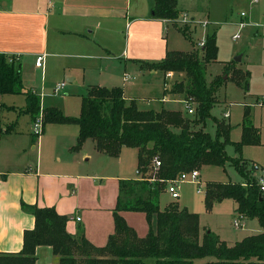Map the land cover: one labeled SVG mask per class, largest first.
<instances>
[{
	"label": "crops",
	"instance_id": "1",
	"mask_svg": "<svg viewBox=\"0 0 264 264\" xmlns=\"http://www.w3.org/2000/svg\"><path fill=\"white\" fill-rule=\"evenodd\" d=\"M252 3L264 6V0H252ZM180 4L178 0L180 13L190 12L189 15L197 19L189 7ZM154 8L155 0H0V54L6 55L10 63L19 65L25 87L23 94H0L1 254L22 251L25 233L36 226L31 207L53 208L68 218L69 234L84 237L98 248L108 244L115 232L114 211L120 182L141 179L139 171L132 177L133 169H138V150L124 147L119 157H110L100 153L96 143L89 139L79 151H72L80 134L77 125L48 124L36 137L31 125L41 115L32 117L26 113V93L39 96L40 108L44 110L41 90L48 79L65 78L72 85L81 82L86 94L92 87L109 88L111 82L113 86L109 89L122 88L125 97L136 100L140 110H162L168 102L167 94L164 93L159 99L161 105L158 103L155 108L151 107L153 101L143 99L152 86L155 87L150 83L152 79L162 81L165 92L166 80L172 73L144 67L161 62L168 52L177 51L170 46V27L191 40L203 26L190 30L169 20L156 19ZM244 18L241 23H245ZM212 33L217 35L215 30ZM236 35L239 36L235 39ZM236 35L234 40L240 38V32ZM204 41L206 43L205 39L200 42ZM255 41L264 49V29L257 33ZM196 47L195 44L193 49ZM218 49L219 57V44ZM239 53L236 47L231 57ZM40 56H44V61L38 68L36 61ZM237 58L241 61L236 63H246L245 59H249L247 54ZM113 64L123 69V78L111 72ZM262 75L263 83L264 68ZM261 93L258 100L264 98V91ZM18 96L26 98V105L16 99ZM22 115L29 116L24 117L30 120L28 126H21ZM224 117L230 118V113H225ZM129 149L135 153L128 152ZM261 171L257 167L256 178ZM160 207L165 209L161 204ZM234 209L236 213L237 204ZM121 215L139 237L147 236L149 224L145 214L122 212ZM200 225L204 233L207 228ZM214 233L222 241L236 243L222 237L221 231ZM260 233L261 227L249 236ZM36 256V264H57L60 260L49 246L38 247ZM206 262L199 260L195 264Z\"/></svg>",
	"mask_w": 264,
	"mask_h": 264
},
{
	"label": "trees",
	"instance_id": "2",
	"mask_svg": "<svg viewBox=\"0 0 264 264\" xmlns=\"http://www.w3.org/2000/svg\"><path fill=\"white\" fill-rule=\"evenodd\" d=\"M177 3L178 0H155L154 18L176 20L180 15ZM218 51L217 35L212 33L198 52L171 51L161 62L144 67L165 74H184L182 80L167 87L165 94L184 97L187 106L195 110L193 118L165 108L140 110L137 101L127 99L120 87H92L82 98L80 117L65 116L56 108L41 110L40 97L27 92L26 113L32 117L41 115L43 129L48 124L79 126V138L72 151H79L89 139L96 143L100 153L110 157H119L124 147L137 149L141 179L120 182L114 211L115 232L105 247H95L84 237L69 234L68 218L55 209L31 207L35 228L25 233L20 253H0V264H36V250L40 246L52 248L60 259L57 264H195L206 259L210 260L205 264H264V195L257 184V166H251L241 156L244 146L260 144V131L249 120L251 109L246 108L242 139L232 143L231 124L212 115L222 79L208 85L206 65L217 60ZM229 72L230 66L226 74ZM235 80L240 84L239 78ZM23 93L19 65L0 54V94ZM209 119L216 127L214 135L208 131ZM231 143L239 156L227 154L226 147ZM155 159L161 162L160 168L155 167ZM228 163L244 182H208L206 209L211 211L215 204L233 200L236 213L257 220L262 229L259 235L235 244L222 241L210 230L204 229L203 233L200 216L187 208L175 203L164 210L160 207L168 183L182 173L201 171L205 166L224 168ZM122 212L145 214L149 224L147 236L139 237Z\"/></svg>",
	"mask_w": 264,
	"mask_h": 264
},
{
	"label": "rangeland",
	"instance_id": "3",
	"mask_svg": "<svg viewBox=\"0 0 264 264\" xmlns=\"http://www.w3.org/2000/svg\"><path fill=\"white\" fill-rule=\"evenodd\" d=\"M260 1V0H259ZM189 7L191 13H195L197 19L202 22L210 23L208 28L199 27L193 34L192 39L186 38L175 28L170 27L169 39L170 46L177 51L184 53L199 51L198 43L207 36L217 32L218 44L220 47L219 57L216 61L206 65V81L210 85L213 81L222 79L221 87L217 90V104L212 110V115L219 119H225L233 127L230 135L232 143L240 142L243 134L244 113L246 108L251 109L249 120L260 131V144L256 146H244L241 156L247 160L250 165L256 164L260 171L264 169V107H255L258 102L259 95L264 91V82L262 69L264 68V49L263 45L255 41L256 35L262 31L264 26V6L263 3L253 4L252 0H181L180 6ZM188 12V11H187ZM246 25L240 27L242 14ZM190 14V12H189ZM178 28V27H177ZM180 28V27H179ZM240 32V38L234 40V36ZM193 43L196 48L193 49ZM240 50L239 55L231 57L232 52L236 49ZM242 54H247L249 59H245L246 63H236V58ZM202 56V54H200ZM261 59L263 61L261 62ZM234 60V61H232ZM120 63L119 60H116ZM231 66L229 74H226V69ZM111 72L123 78L124 71L118 64L111 65ZM238 72V73H237ZM251 72V73H250ZM129 73V72H128ZM130 74V73H129ZM81 74H78L80 76ZM161 75L167 76L161 72ZM88 76V74H87ZM184 78V74L172 73V77L166 81L168 87L171 88L172 83L180 81ZM235 78L240 79L238 84ZM66 84V89L59 94L55 93V88L58 84ZM152 90L148 91L143 100L153 101L151 107L155 108L159 105V99L164 96L163 82L152 79L150 82ZM113 83L109 82L108 87ZM86 94V89L81 82L70 84L65 78H51L45 84L44 90H41L43 95L41 106L44 109L57 108L62 111L65 116L80 117L82 114V96ZM168 102L164 105L168 110L179 111L187 118H193L195 115L188 112L187 104L183 100L184 97L173 98L167 94ZM19 102L26 103V98L23 96L16 97ZM149 99V100H146ZM264 99V98H263ZM159 103V104H158ZM142 104V103H141ZM23 104H20L22 106ZM26 105V104H25ZM161 105V104H160ZM142 108L143 105H141ZM148 108V106L146 107ZM230 113V118H225V113ZM22 117L21 126H26L30 120L26 115ZM29 123L27 124V126ZM33 129V125H31ZM208 131L214 135L216 131L213 120H208ZM226 147L227 154L230 157L239 156L235 152L233 144ZM134 150L129 149L128 152ZM125 152V153H128ZM126 155V154H125ZM154 163V162H153ZM92 164H95L93 162ZM136 164V159H135ZM138 175V169H133L132 177ZM201 186L193 180H187L180 185V199L173 200L167 192L163 193L160 204L162 208H166L169 204L175 203L181 206H186L190 212L200 216V223L203 227L212 232L221 231L222 237L237 242L245 237L254 234L260 226L257 220H247V224L243 228L234 226L236 217L234 201L226 200L215 204L211 211L206 209L205 196L206 185L208 182H244L243 177L238 171L228 163L224 168L219 166H205L200 172ZM192 210V211H191ZM210 259H206L209 261Z\"/></svg>",
	"mask_w": 264,
	"mask_h": 264
},
{
	"label": "built area",
	"instance_id": "4",
	"mask_svg": "<svg viewBox=\"0 0 264 264\" xmlns=\"http://www.w3.org/2000/svg\"><path fill=\"white\" fill-rule=\"evenodd\" d=\"M241 16L243 18L246 17L244 13ZM172 22L180 25L183 28L189 27L190 30L197 28V26L199 25L203 26L204 28H206L209 25L208 22H202L200 20H197L191 17L186 12L180 13L179 17L176 20H173ZM245 25H246L245 23L240 24L241 27H244ZM238 36L239 35H236L235 39L238 38ZM204 45H205V41L199 43V47H204ZM43 61H44V56L38 57L36 61V66L38 68H41L43 65ZM65 88H66L65 83L58 84L55 88V93L59 94L62 91H64ZM187 107L190 113H194L195 110L192 108V106H187ZM255 107H264V99H259L258 102L255 104ZM42 132H43V117L40 116L39 118L36 119L33 125V133L35 136H39L42 134ZM154 164L156 168L161 167V162L158 159H155ZM200 178H201V175L198 170H194V171L187 172V173H182L181 175H179L178 178L168 183L167 192L171 195L173 200L175 201L179 200L180 199V185L187 180H193L194 182H196L198 185L201 186L202 182ZM257 184H258L261 194L264 195V170H262L261 173L258 175ZM246 219L247 218L243 214L237 213L234 219V226L236 228H243L245 226ZM78 221H80V218H78Z\"/></svg>",
	"mask_w": 264,
	"mask_h": 264
},
{
	"label": "water",
	"instance_id": "5",
	"mask_svg": "<svg viewBox=\"0 0 264 264\" xmlns=\"http://www.w3.org/2000/svg\"><path fill=\"white\" fill-rule=\"evenodd\" d=\"M235 61H237V62H240V61H241V59H240V58H237Z\"/></svg>",
	"mask_w": 264,
	"mask_h": 264
}]
</instances>
